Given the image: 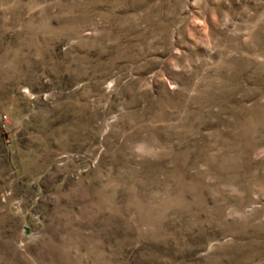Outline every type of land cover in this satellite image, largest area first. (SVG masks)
Returning a JSON list of instances; mask_svg holds the SVG:
<instances>
[{"label": "rangeland", "instance_id": "374dc122", "mask_svg": "<svg viewBox=\"0 0 264 264\" xmlns=\"http://www.w3.org/2000/svg\"><path fill=\"white\" fill-rule=\"evenodd\" d=\"M0 264H264V0H0Z\"/></svg>", "mask_w": 264, "mask_h": 264}]
</instances>
